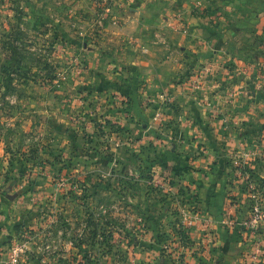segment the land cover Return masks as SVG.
Instances as JSON below:
<instances>
[{
	"label": "rangeland",
	"instance_id": "rangeland-1",
	"mask_svg": "<svg viewBox=\"0 0 264 264\" xmlns=\"http://www.w3.org/2000/svg\"><path fill=\"white\" fill-rule=\"evenodd\" d=\"M128 1L0 0V264L17 245L25 246L22 264H31L32 256L58 264H139L146 258L148 264H186L169 243H190V229H178V215L179 206L189 204L192 171L181 167L179 177L163 169L168 154L148 150L142 137L150 121L116 117L123 108L115 101L120 91L108 80L123 67L95 69L99 42L89 30L102 26L81 19H93L100 9L111 13L104 10L109 4L123 11ZM189 1L197 7L180 10L189 16L187 33L199 24L208 33V0ZM114 27L110 48H126L122 29ZM171 59L162 65L167 76L184 62L182 55ZM117 61L124 63L120 56ZM257 142L219 157L226 161L220 183L218 173L212 175L214 191L222 188L228 197L220 224L248 246L250 264L264 259V145ZM147 158L161 160L153 166ZM164 210L166 226L175 220V230L160 224L158 211ZM147 240L155 245L146 247Z\"/></svg>",
	"mask_w": 264,
	"mask_h": 264
},
{
	"label": "crops",
	"instance_id": "crops-1",
	"mask_svg": "<svg viewBox=\"0 0 264 264\" xmlns=\"http://www.w3.org/2000/svg\"><path fill=\"white\" fill-rule=\"evenodd\" d=\"M196 5L189 0H129L121 6L123 11L115 13L109 4L104 10L111 13L94 7L98 15L93 19L88 14L80 17L86 24L102 26L88 31L95 33L99 42L94 51L95 69L110 64L116 69L123 67V72L118 69L113 74V70L108 80L120 91L115 101L123 108L116 117L150 121L151 125L143 124L142 137L168 154L165 157L170 162L164 159L163 169L179 177L181 167L192 171L187 180L192 186L186 199L189 204H181L183 215H178L179 221L193 223L190 243L186 247L179 241L169 243L175 248L173 255L186 264H250L248 246L236 241V235L220 224L228 197L222 188L214 191L212 175L218 173L220 183L226 161L219 157L226 159L234 149H252L253 139H260L257 146L264 145V0H208V33L202 24L187 33L189 16L180 10ZM116 25L129 42L120 50L110 48ZM181 55L184 62L167 76L162 67ZM118 56L123 57V64L117 61ZM168 212L158 211L157 215L167 230L174 227L166 226ZM4 235L0 227V238ZM146 242V247L155 245ZM54 260L32 256L29 262L58 264ZM138 261L148 264L149 258Z\"/></svg>",
	"mask_w": 264,
	"mask_h": 264
},
{
	"label": "built area",
	"instance_id": "built-area-1",
	"mask_svg": "<svg viewBox=\"0 0 264 264\" xmlns=\"http://www.w3.org/2000/svg\"><path fill=\"white\" fill-rule=\"evenodd\" d=\"M193 223L191 221H187L186 223H181L178 226L179 230H186L192 227ZM25 254V246L24 245H17L12 248L9 258L5 264H22V260H24ZM179 260V257L177 258ZM257 261V260H256Z\"/></svg>",
	"mask_w": 264,
	"mask_h": 264
},
{
	"label": "trees",
	"instance_id": "trees-1",
	"mask_svg": "<svg viewBox=\"0 0 264 264\" xmlns=\"http://www.w3.org/2000/svg\"><path fill=\"white\" fill-rule=\"evenodd\" d=\"M54 79V78H53ZM154 146H153V144H151L150 143V146H147L146 148L149 150V149H152ZM164 156H162L161 158H163ZM160 160L161 159H159V160H157L156 158H154V160H151V158H147L146 159V161L145 162H148V163H150L151 165H153V166H155L156 165V163H158V162H160ZM149 167V166H148ZM1 214H3L2 216H5L6 215V212H3V213H1ZM175 216H177V214L175 215ZM177 224V222H175V223H172L171 225L172 226H174L173 228H174V230H175V225ZM11 228V227H10ZM17 229V228H16ZM9 230V229H8ZM14 229L12 228V232H15V230L13 231ZM9 231H11V230H9ZM177 235H180L186 242H187V240H186V235H185V232L184 231H179V230H177L176 232H175ZM189 242V241H188ZM187 244V243H186Z\"/></svg>",
	"mask_w": 264,
	"mask_h": 264
},
{
	"label": "water",
	"instance_id": "water-1",
	"mask_svg": "<svg viewBox=\"0 0 264 264\" xmlns=\"http://www.w3.org/2000/svg\"><path fill=\"white\" fill-rule=\"evenodd\" d=\"M10 189H8V191H9ZM5 194V193H4Z\"/></svg>",
	"mask_w": 264,
	"mask_h": 264
}]
</instances>
